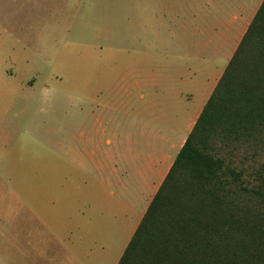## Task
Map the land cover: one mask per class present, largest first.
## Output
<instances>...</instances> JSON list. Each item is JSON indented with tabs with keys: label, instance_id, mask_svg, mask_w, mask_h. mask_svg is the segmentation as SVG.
Here are the masks:
<instances>
[{
	"label": "rangeland",
	"instance_id": "obj_1",
	"mask_svg": "<svg viewBox=\"0 0 264 264\" xmlns=\"http://www.w3.org/2000/svg\"><path fill=\"white\" fill-rule=\"evenodd\" d=\"M192 2L0 0V230L13 228L14 197L29 195L30 182L96 177V142L82 134L97 132L99 117L104 131H120L127 115L101 105L100 88L120 101L132 68L162 78L178 53L158 38L173 42ZM81 154L86 173L75 171Z\"/></svg>",
	"mask_w": 264,
	"mask_h": 264
},
{
	"label": "crops",
	"instance_id": "obj_2",
	"mask_svg": "<svg viewBox=\"0 0 264 264\" xmlns=\"http://www.w3.org/2000/svg\"><path fill=\"white\" fill-rule=\"evenodd\" d=\"M262 3L193 0L173 42L158 38L178 53L162 78L132 68L120 101L100 88V104L127 115L120 131L107 133L99 117V130L82 134L96 142V177L30 182L14 197L13 228L0 230V264H118ZM85 156L75 171L86 173Z\"/></svg>",
	"mask_w": 264,
	"mask_h": 264
},
{
	"label": "trees",
	"instance_id": "obj_3",
	"mask_svg": "<svg viewBox=\"0 0 264 264\" xmlns=\"http://www.w3.org/2000/svg\"><path fill=\"white\" fill-rule=\"evenodd\" d=\"M118 264H264V0Z\"/></svg>",
	"mask_w": 264,
	"mask_h": 264
}]
</instances>
